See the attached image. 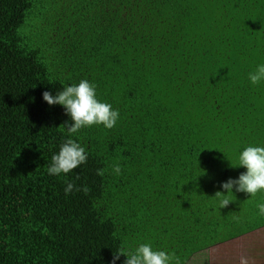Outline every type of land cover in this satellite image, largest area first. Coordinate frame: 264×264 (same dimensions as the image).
I'll list each match as a JSON object with an SVG mask.
<instances>
[{"label": "trees", "instance_id": "trees-1", "mask_svg": "<svg viewBox=\"0 0 264 264\" xmlns=\"http://www.w3.org/2000/svg\"><path fill=\"white\" fill-rule=\"evenodd\" d=\"M259 64L264 0H0V264H112L144 243L189 264L264 228V193L216 195L264 146ZM83 79L120 118L49 175L70 118L42 94Z\"/></svg>", "mask_w": 264, "mask_h": 264}, {"label": "clouds", "instance_id": "clouds-1", "mask_svg": "<svg viewBox=\"0 0 264 264\" xmlns=\"http://www.w3.org/2000/svg\"><path fill=\"white\" fill-rule=\"evenodd\" d=\"M248 80L251 85L264 83V64L257 65L253 72H249ZM43 100L49 106L60 105L64 108L65 114L70 118L65 121L63 127L67 132L68 139L61 145L58 153L52 156V164L48 168L49 175L59 177L61 174L67 175L78 167L86 164L88 153L75 139V134L81 129L92 126H103L112 129L116 126L120 118L119 110L113 108L110 103L103 102L97 98V89L94 83L87 79L81 80L78 84H71L57 91L53 95L50 91L42 94ZM233 167H242L246 171L242 172L238 178H229L220 185L221 208H227L232 202L231 195L235 192L250 194L255 198L258 193H264V146H247L239 153L237 161ZM113 171L119 175L121 168L117 164ZM98 175H103V170H98ZM74 185L67 183L65 194L73 191ZM85 191H87L85 189ZM259 214L264 216V203L257 205ZM125 256L124 264H173L174 258L164 250H154L151 244L144 243L137 246L133 251H116L112 264H116L121 256Z\"/></svg>", "mask_w": 264, "mask_h": 264}, {"label": "rangeland", "instance_id": "rangeland-1", "mask_svg": "<svg viewBox=\"0 0 264 264\" xmlns=\"http://www.w3.org/2000/svg\"><path fill=\"white\" fill-rule=\"evenodd\" d=\"M213 259L212 264H264V228L241 237L238 242H228L196 254L200 263L206 264V257Z\"/></svg>", "mask_w": 264, "mask_h": 264}, {"label": "crops", "instance_id": "crops-1", "mask_svg": "<svg viewBox=\"0 0 264 264\" xmlns=\"http://www.w3.org/2000/svg\"><path fill=\"white\" fill-rule=\"evenodd\" d=\"M256 232V231H255ZM251 234V233H250ZM246 235H242V236H240L239 238H237V239H234V240H232V242H234V241H236V242H238V240H240V238L241 237H245ZM229 242H231V241H229ZM228 243V242H227ZM226 243V244H227ZM225 245V243L224 244H220V245H216V246H214V247H212V249L213 248H216L217 246H224ZM211 250V248L210 249H208V251H210ZM205 257H206V254H205ZM212 261H213V259L211 258V257H206V264H212ZM201 261H200V259L198 258V256H196V255H194L192 258H191V260H190V262H189V264H197V263H200ZM227 264H230V263H227Z\"/></svg>", "mask_w": 264, "mask_h": 264}]
</instances>
